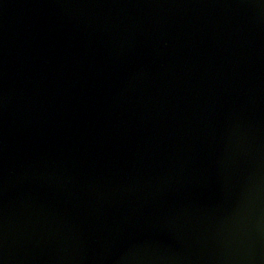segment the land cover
Listing matches in <instances>:
<instances>
[{
    "label": "water",
    "instance_id": "95a60500",
    "mask_svg": "<svg viewBox=\"0 0 264 264\" xmlns=\"http://www.w3.org/2000/svg\"><path fill=\"white\" fill-rule=\"evenodd\" d=\"M0 264H264V0H0Z\"/></svg>",
    "mask_w": 264,
    "mask_h": 264
}]
</instances>
